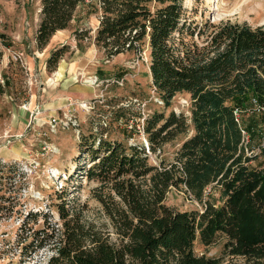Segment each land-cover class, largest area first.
<instances>
[{
  "label": "trees",
  "instance_id": "obj_1",
  "mask_svg": "<svg viewBox=\"0 0 264 264\" xmlns=\"http://www.w3.org/2000/svg\"><path fill=\"white\" fill-rule=\"evenodd\" d=\"M93 1L101 14L96 46L110 59L139 52L147 41L157 94L166 107L176 95H189L191 117L174 111L149 116L143 127L148 146L83 137L80 148L91 161L84 172L97 182L101 221L59 192L57 222L42 211L19 216L26 234L19 235L20 255L50 249L47 264H220L199 256L195 246L207 249L224 238L225 254L264 264V170L251 167L259 155L250 147L261 130L241 121L245 114L264 116V24L198 23L188 17L185 0H41L38 48ZM63 54L52 53L49 70ZM3 56L0 48V66ZM190 132L173 160L152 163V154ZM262 144L264 155V137ZM17 173L14 165L0 164V220L18 213L20 183H5ZM212 186L218 204L205 199ZM172 189L184 190L203 210L166 206ZM40 218L42 225L29 227L28 219L36 224Z\"/></svg>",
  "mask_w": 264,
  "mask_h": 264
},
{
  "label": "rangeland",
  "instance_id": "obj_2",
  "mask_svg": "<svg viewBox=\"0 0 264 264\" xmlns=\"http://www.w3.org/2000/svg\"><path fill=\"white\" fill-rule=\"evenodd\" d=\"M184 7L188 17L198 23L231 19L264 24V0H185ZM40 13L41 0H0V48L4 53L0 66V164L18 170L5 182L8 187L20 183L18 213L0 220V264H47L50 249L32 257L20 255L19 235L26 234L20 231L23 220L19 216L42 211L52 217L51 223L57 222L59 192L66 191L74 205L86 204L89 219L101 221L100 205L94 197L97 182L88 180L84 172L91 161L80 148L83 137L148 146L143 127L149 116L174 111L188 120L191 117L189 95H176L166 107L157 94L147 41L139 52L110 59L96 46L101 14L95 1L78 9L69 28L59 34L67 36L65 44L49 54L44 52L46 48L33 47ZM58 49H64L63 57L49 70L48 60ZM241 121L261 130V136L250 143L259 155L251 167L264 170V116L245 114ZM191 135L167 143L161 152L151 155L152 163L161 158L173 160ZM205 199L218 204V189L209 187ZM2 203L13 207L10 201ZM165 205L176 211L203 210V204L179 189L168 193ZM28 221L34 228L43 223L41 218L36 224L33 219ZM225 243L221 238L207 249L197 243L195 252L216 258L220 264L244 263V258L225 254Z\"/></svg>",
  "mask_w": 264,
  "mask_h": 264
},
{
  "label": "crops",
  "instance_id": "obj_3",
  "mask_svg": "<svg viewBox=\"0 0 264 264\" xmlns=\"http://www.w3.org/2000/svg\"><path fill=\"white\" fill-rule=\"evenodd\" d=\"M66 30H63V31H59L58 33H56L53 38L51 39L49 45L46 47V50H44L45 53H50L51 50H54L56 49V47H62L64 44H65V41L67 39V36L66 35H59L61 32H65ZM63 36V37H61ZM34 42V45L33 47L34 48H38V45H37V41H36V37H35V40L33 41ZM39 50V48H38ZM43 51V49L41 50ZM47 67H46V63H45V66H44V73H47ZM55 76H57V72L55 74ZM64 78H66L67 76V73L64 72L63 74Z\"/></svg>",
  "mask_w": 264,
  "mask_h": 264
},
{
  "label": "built area",
  "instance_id": "obj_4",
  "mask_svg": "<svg viewBox=\"0 0 264 264\" xmlns=\"http://www.w3.org/2000/svg\"><path fill=\"white\" fill-rule=\"evenodd\" d=\"M237 117L239 118V114L236 112ZM244 135H246V132H243Z\"/></svg>",
  "mask_w": 264,
  "mask_h": 264
}]
</instances>
